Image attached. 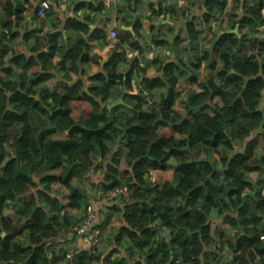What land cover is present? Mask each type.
Masks as SVG:
<instances>
[{"label":"trees","instance_id":"16d2710c","mask_svg":"<svg viewBox=\"0 0 264 264\" xmlns=\"http://www.w3.org/2000/svg\"><path fill=\"white\" fill-rule=\"evenodd\" d=\"M25 1L0 0V264H264V37L254 35L264 0H189L200 28L188 22L172 43L187 42V59L132 60L119 73L122 45L142 38L140 22L124 17L89 84L71 76L100 65L90 42L109 45L105 27H91L106 13L102 0L76 3L63 21L59 0H46L43 20L42 0ZM205 63L209 79L199 75ZM184 80L197 89L183 97ZM34 112L45 119L36 128ZM121 186L128 195L97 213L99 247L83 241L89 250L67 258L60 244L92 194Z\"/></svg>","mask_w":264,"mask_h":264},{"label":"crops","instance_id":"0c3cea01","mask_svg":"<svg viewBox=\"0 0 264 264\" xmlns=\"http://www.w3.org/2000/svg\"><path fill=\"white\" fill-rule=\"evenodd\" d=\"M21 1L24 4V6H27L25 0H21ZM38 1L39 0H37V2ZM83 1L84 0H76V1L74 0L73 2L71 0L68 2H62L61 0H59V2L65 5L63 6L65 7L64 11H63V7H61L57 12L59 19L63 21L65 18L71 16L73 9L72 7H74L76 3ZM89 1H95V0H89ZM98 1L100 0H96L95 2L97 3ZM135 1L136 0H133L131 1V3H127V0H114L113 6L111 7V9L105 10L106 13L104 14L103 17L96 16L95 18H92L94 21L91 24L92 29L105 27L107 39H108L109 27L112 25L118 27L119 24L121 23L122 18L126 17L129 22H136V21L140 22L141 26L139 28V32L142 34V38L133 39V41L130 40V42H132L133 45L136 42L138 48H133L132 47L133 45H131L130 42L126 45H122L123 49L126 52V61L124 63L119 64L118 72L122 73L125 72L128 68H130V63L132 60L133 61L135 60V63L139 64L140 66H145L154 62V60L157 57L163 60V62H167L168 60L175 61V59H181L183 61L186 60L188 53L185 52L183 48L187 46V42H183L179 47L177 46L174 47L172 43H173V39L176 38L177 36H179L181 39H185L187 37L186 27L188 22H194L195 24L198 25V21L194 19L192 15L193 14L197 15V13L199 14V12L190 9L189 0H137L136 2ZM157 10L158 12L154 14L153 12ZM184 12H185V17L182 16ZM262 13L264 15V10ZM25 14L29 17L34 16L35 15L34 8L27 7ZM43 18L40 20H43ZM56 18L57 17H54V19ZM218 27H219V22H214L213 25L211 26V31L213 30L216 33L220 32ZM120 28L127 30L131 35L134 34L133 26L127 28L122 26ZM198 28H200L199 25ZM244 32L245 30H243V33ZM209 34L210 32L206 31L203 37L205 38L208 36L210 38ZM254 35L255 37L262 38L264 37V31L261 32V28H260V30L254 33ZM70 36L71 38H76L75 34H70ZM152 38L154 40L164 39L167 43H165L163 46H155L154 44H152ZM137 40H139L138 43ZM118 42L119 40L116 42H112L109 39H108L109 45L103 44L99 41L97 44L95 42H90V44L93 47L92 54L99 56L101 58L100 65L98 66L93 63L82 64L81 68L83 69L85 75L73 74L71 78L73 80L84 79L86 80L85 83L89 84V79L87 77L99 73L100 66L104 61H106V59L109 57L110 52L113 51L114 49L115 45L112 43L118 45ZM200 43L202 44L204 42L201 41ZM17 48L19 50L21 49L23 50L22 44L19 43ZM189 56L192 57V53L189 54ZM58 60H59L58 58H54L53 63L55 64L56 61ZM155 67L157 68V65ZM263 107H264V103H263ZM64 134L66 135V133ZM58 186L59 185H56L53 188H57ZM63 190L64 189L61 188V191ZM54 192L60 196L64 195L63 193H58L55 189ZM116 200L118 199H115L114 201ZM114 203L115 202L106 204V202L103 201V199L99 198V200H97L93 197L92 194L91 205L96 211V217H97V213L100 216L104 214L103 212L104 207H106L107 205L111 206ZM63 245L68 246L71 249L70 251L71 253L75 251L79 252L81 250H89V248L83 242V240L78 237L69 239L68 242L66 241V243Z\"/></svg>","mask_w":264,"mask_h":264},{"label":"built area","instance_id":"2783aa9c","mask_svg":"<svg viewBox=\"0 0 264 264\" xmlns=\"http://www.w3.org/2000/svg\"><path fill=\"white\" fill-rule=\"evenodd\" d=\"M62 2H68L71 0H61ZM74 2V0H72ZM76 1V0H75ZM114 0H102L103 6L106 10L111 9L113 6ZM47 5V6H45ZM49 2L46 0H42L39 10L36 13V17L42 19L45 16L46 11L49 9ZM108 39L112 42L118 41V32L116 26H110L108 31ZM129 193V189L126 186L115 187L109 189L107 191H97L93 194V197L97 200L103 199L106 203H110L115 199H119L120 197H125ZM96 211L89 205L86 209L85 215L82 221L75 226L70 228L69 236L70 238L78 237L82 239L89 247H99L98 238L100 237V230L96 227ZM73 253H68L67 258H71ZM223 257L226 258L228 253L223 252Z\"/></svg>","mask_w":264,"mask_h":264},{"label":"rangeland","instance_id":"374dc122","mask_svg":"<svg viewBox=\"0 0 264 264\" xmlns=\"http://www.w3.org/2000/svg\"><path fill=\"white\" fill-rule=\"evenodd\" d=\"M219 29V28H218ZM209 37H205V39H203L204 44L202 45L203 49L205 50L204 47L206 44L209 43ZM20 43V40L17 39L16 42V46H18ZM200 76H202V79H209L210 77L213 76V72L208 68L207 63L203 64L200 73ZM49 89H51V91H60V87L58 86V84L55 83H50L48 84ZM179 90L182 92L183 97L184 95L187 93V91L191 90V91H195L197 89V87L194 88V86H190L187 81H180V84L178 85ZM62 91V90H61ZM145 105H148V101L145 103ZM83 106L84 104L78 103L76 104L75 108H74V112L75 115H82L84 116L85 114L88 113V108L86 109V112H83ZM149 107V106H147ZM82 111V112H81ZM30 120H31V124L33 127H38L39 125H42L45 122V119L38 113L34 112L30 114ZM154 180V182H159L160 184L162 183V175L161 174H156L154 175V177L152 178ZM61 186L59 185L57 188H53V190L55 189L58 193H63V194H67L68 192L66 190L61 191ZM66 242H62L60 245L65 244ZM58 245V246H60ZM57 251L59 250L60 247H56Z\"/></svg>","mask_w":264,"mask_h":264},{"label":"water","instance_id":"95a60500","mask_svg":"<svg viewBox=\"0 0 264 264\" xmlns=\"http://www.w3.org/2000/svg\"><path fill=\"white\" fill-rule=\"evenodd\" d=\"M237 30H238V25H236L235 29L230 31V33H235L236 34L238 32ZM121 103H123L122 97L119 99V101L117 103H113L112 105H109L108 108L111 109L114 106H116L117 104H121ZM65 133L67 134V131Z\"/></svg>","mask_w":264,"mask_h":264},{"label":"clouds","instance_id":"9594fccd","mask_svg":"<svg viewBox=\"0 0 264 264\" xmlns=\"http://www.w3.org/2000/svg\"><path fill=\"white\" fill-rule=\"evenodd\" d=\"M45 6H47V5H45ZM261 239L264 240V237H261Z\"/></svg>","mask_w":264,"mask_h":264}]
</instances>
